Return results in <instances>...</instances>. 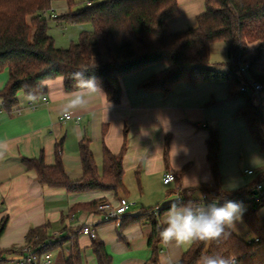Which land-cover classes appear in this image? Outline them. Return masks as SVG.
I'll list each match as a JSON object with an SVG mask.
<instances>
[{
    "label": "crops",
    "instance_id": "obj_1",
    "mask_svg": "<svg viewBox=\"0 0 264 264\" xmlns=\"http://www.w3.org/2000/svg\"><path fill=\"white\" fill-rule=\"evenodd\" d=\"M205 1L177 0L179 15L167 22L169 31L195 28L196 18L205 11ZM51 10L58 11L53 18L68 12L61 0H55ZM79 33L75 34L77 38ZM216 54L222 62H210V66L225 71L229 62L225 46H218ZM165 69V65L157 64L120 78L118 104L108 103L103 92L105 96L96 97L89 108L73 113L70 121L61 115L67 93L62 77L44 82L45 96L38 100L18 94L11 112L3 110L0 99V141L7 144L0 158V223L6 220L0 237V251L5 252L0 264H21L19 251L26 246L27 233L45 225L53 241L70 231L89 227L94 238L105 245L112 264H150L149 225L131 224L120 229L113 222H105L95 210L81 206L100 201L116 205L125 198L132 203L127 217L137 216L143 209L168 207L179 197L172 193L175 183L163 185L166 173L179 177L182 190L214 186L207 162V140L212 129L220 138V192L247 189L254 184L257 173L264 169V155L244 121L235 115L244 106V99L229 100L225 83L180 82L166 95L143 91V83ZM7 81L8 72L0 73V91ZM256 98L264 115V87ZM83 141L89 143L99 172L103 148L113 155L123 154L124 196L99 191L68 194L63 189L41 185L35 172L23 165V160L42 157L46 166H54L55 147L61 143L65 174L69 181L78 182L83 177L79 153ZM246 170L253 171V175H246ZM199 197V191L193 193V198ZM164 216L160 219L162 225ZM92 240L79 231L83 264H97ZM190 246L162 243L159 264H177ZM68 253L67 247L62 254L50 252V264H62Z\"/></svg>",
    "mask_w": 264,
    "mask_h": 264
},
{
    "label": "trees",
    "instance_id": "obj_2",
    "mask_svg": "<svg viewBox=\"0 0 264 264\" xmlns=\"http://www.w3.org/2000/svg\"><path fill=\"white\" fill-rule=\"evenodd\" d=\"M55 0H0V73L8 72V81L0 91L2 108L11 112L17 105V95H29L38 100L45 96L44 82L62 77L64 89L70 92L74 81L72 72L87 68L89 77H95L107 102L118 104L121 97L120 78L136 73L152 65L162 64L166 69L148 80L142 89L164 95L180 82L225 83L228 99L243 98L245 104L236 112L264 155V115L261 105L252 93L249 81L264 87V0H206L205 11L196 18L195 28L171 33L167 22L179 15L177 0H106L74 9L77 0H61L68 12L54 19L59 26L67 24L82 27L75 43L67 49H58L48 35L46 14ZM84 1V0H81ZM223 44L228 64L221 71L210 66L211 46ZM246 66V75L240 68ZM244 88L245 91H241ZM34 100V101H35ZM33 101V100H31ZM167 146L165 158L167 156ZM124 150V148H123ZM83 177L78 182L67 178L62 166V144L55 147V164H44L43 158L23 160L27 170L34 171L41 185L63 189L68 194L87 191L112 192L116 196L126 194L123 184V154L113 155L102 150V168L98 171L89 143L79 145ZM220 138L212 129L207 140V162L214 178V186L197 190H182L175 176L178 204L195 205L200 196H218L220 203L226 200L242 202L246 206L243 223L252 241L246 242L232 232L231 236L218 242H193L177 264H201L202 257L222 255L234 257L236 264H264V169L257 173L254 184L247 189L229 193L220 192L219 173ZM256 192V194H255ZM98 202L81 206L95 210ZM169 206L162 209H143L134 217L124 216L119 224L149 225L151 234L147 246L151 251L150 264H159L161 217ZM74 210V209H72ZM6 220L0 223V237ZM80 229L52 240L48 236V225L31 229L26 235V245L33 254L58 251L65 247L69 253L62 264H83L78 243ZM91 249L97 264H112L105 245L94 238ZM24 256L23 248L19 251ZM5 253L0 251V256ZM38 264V263H37Z\"/></svg>",
    "mask_w": 264,
    "mask_h": 264
},
{
    "label": "clouds",
    "instance_id": "obj_3",
    "mask_svg": "<svg viewBox=\"0 0 264 264\" xmlns=\"http://www.w3.org/2000/svg\"><path fill=\"white\" fill-rule=\"evenodd\" d=\"M87 71V68L77 70L70 76L74 81V88L65 94L61 108V115L65 118H70L76 111L89 108L96 97L105 96L95 77L86 75ZM28 98L35 100L32 95ZM6 151V142L0 141V158H3ZM246 211L242 202L233 200L223 203L213 200L195 206L173 202L163 218L160 239L165 245L180 247L190 246L196 241L218 242L231 236L232 230L243 221ZM201 264H236V260L222 255L205 256L202 257Z\"/></svg>",
    "mask_w": 264,
    "mask_h": 264
},
{
    "label": "built area",
    "instance_id": "obj_4",
    "mask_svg": "<svg viewBox=\"0 0 264 264\" xmlns=\"http://www.w3.org/2000/svg\"><path fill=\"white\" fill-rule=\"evenodd\" d=\"M92 5V0L87 1L86 6ZM246 66H242L240 68V72L243 75H246ZM252 89L253 95H258L263 90V86L260 83L249 81ZM241 91H245L244 88L241 89ZM32 105V104H30ZM63 119L65 121L73 120L72 116L70 118H65L63 116ZM75 121L78 122L79 118H75ZM246 175H253V171L246 170L244 172ZM175 182V176L173 173H166L163 178V185L167 186L170 184H173ZM264 187L259 185L257 187V190H262ZM213 200H218L221 202V199L218 196L205 194L201 195L198 198V201L195 203V205H204L207 203L212 202ZM179 201V198H178ZM194 205V206H195ZM132 207V203H130L127 199L121 198L118 200L116 205H113L112 203L106 202V201H100L96 206V212L100 213L103 217V220L105 222H113L117 226H119L121 219L126 216ZM80 234L84 236H88L91 239H94V233L91 231L89 227H83L80 230ZM23 253L24 256H22L21 264H50V257L49 253L42 255L41 257H37L33 254L32 249L29 246L23 247Z\"/></svg>",
    "mask_w": 264,
    "mask_h": 264
},
{
    "label": "rangeland",
    "instance_id": "obj_5",
    "mask_svg": "<svg viewBox=\"0 0 264 264\" xmlns=\"http://www.w3.org/2000/svg\"><path fill=\"white\" fill-rule=\"evenodd\" d=\"M77 5L74 9H79V8H83L87 1L89 0H77ZM106 0H92V4H96V3H100ZM200 2H203V0H198ZM181 3V2H180ZM58 11H54L51 10L50 14L51 15V19H47L48 21V35L50 37H52L54 40H56V47L59 49H67L70 45L71 42L75 43L77 41V36H75L76 32L79 31L81 32L83 30L82 27H77V26H71V25H67V24H62V26H59L57 24V22L54 21V17L53 18V14H57ZM74 30V31H73ZM78 35V34H76ZM218 46H224V45H213L211 48V54H210V62L214 63V62H222V59L220 56H218L216 54V48H218ZM264 215V209L259 212L258 216ZM237 236L242 237L246 242L248 241H252L253 240V236L251 234L248 233L243 221L238 223L235 227L234 230H232Z\"/></svg>",
    "mask_w": 264,
    "mask_h": 264
},
{
    "label": "water",
    "instance_id": "obj_6",
    "mask_svg": "<svg viewBox=\"0 0 264 264\" xmlns=\"http://www.w3.org/2000/svg\"><path fill=\"white\" fill-rule=\"evenodd\" d=\"M255 194H256V192H255Z\"/></svg>",
    "mask_w": 264,
    "mask_h": 264
}]
</instances>
